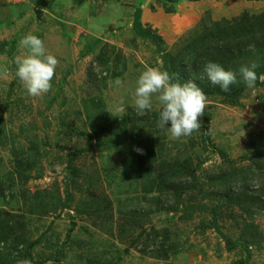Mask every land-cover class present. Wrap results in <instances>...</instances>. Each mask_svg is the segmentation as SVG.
<instances>
[{
	"label": "rangeland",
	"instance_id": "obj_1",
	"mask_svg": "<svg viewBox=\"0 0 264 264\" xmlns=\"http://www.w3.org/2000/svg\"><path fill=\"white\" fill-rule=\"evenodd\" d=\"M136 7L178 74L205 28L261 13L264 0H0V264H264V45L242 56L245 41L232 42L230 71L257 64L255 86L206 95L200 130L174 139L170 123L157 126L155 97L146 115L134 109L140 74L163 71L133 35ZM29 33L59 61L41 97L16 76ZM146 140L182 163L163 190H143L136 149Z\"/></svg>",
	"mask_w": 264,
	"mask_h": 264
},
{
	"label": "clouds",
	"instance_id": "obj_2",
	"mask_svg": "<svg viewBox=\"0 0 264 264\" xmlns=\"http://www.w3.org/2000/svg\"><path fill=\"white\" fill-rule=\"evenodd\" d=\"M18 55L14 58L16 76L30 97H41L50 92L58 59L46 51L44 41L34 34H27L18 42ZM257 64L242 66L240 73L248 88H253L257 82L255 69ZM97 72L99 70L97 69ZM203 72L210 82L219 85L221 90L227 92L230 86L237 81L233 71L225 70L220 64L208 62L203 67ZM264 79V77H261ZM117 86H122L120 79L115 81ZM133 95L134 109L139 116L146 115L153 107V97L160 105L157 126L168 132L174 139L190 136L201 128L199 118L204 115L207 96L205 92L193 81L180 83L173 80L167 71L156 67H146L136 81ZM122 110V109H117ZM142 152L141 149H136ZM249 187L259 190V179L249 181ZM17 264H31L30 260H19Z\"/></svg>",
	"mask_w": 264,
	"mask_h": 264
},
{
	"label": "trees",
	"instance_id": "obj_3",
	"mask_svg": "<svg viewBox=\"0 0 264 264\" xmlns=\"http://www.w3.org/2000/svg\"><path fill=\"white\" fill-rule=\"evenodd\" d=\"M141 13V8L136 7L132 14L133 35L137 38L146 39L150 42V44L154 47V53L162 61L163 71H167L171 76H173L174 82L179 81L180 83H184L193 81L205 92L206 95L227 96L233 99L238 97L241 88L245 86L240 71H238V75H236V83L230 86L229 91L224 92L221 90L219 85H214L210 82L207 75L203 72V67L206 63L211 61L220 64L225 70L230 71L231 66L228 65V62H230L231 57L234 55L232 48V46H234V44H232L234 40H241L242 42L243 40L245 41V45L240 43L241 49L243 50L241 51L242 56L244 53L249 54V51L245 50V48L249 47L257 40L262 41L263 47L264 11L251 16L245 12L232 23L213 22L212 25L202 31V38L195 44V50L192 49L191 52L184 53L183 59L180 58L183 64H178V74L175 73L174 66L171 67L169 63V55L164 48L160 37L143 25L141 21ZM255 46L257 47L256 44ZM246 66L248 65L246 64ZM262 70L264 69L261 68L259 72H262ZM203 74L205 75L204 78L202 76ZM152 141L154 140L152 139ZM155 142L156 144H152L149 140H146L141 144L142 146H137V149H141L142 152H138L136 150L138 159V174L143 180V190L146 192L163 190V187L167 184L166 182L171 180L182 167V163L178 161L169 163L161 158V148L163 143L158 141ZM157 151L159 155H157ZM184 166L187 167L188 163L187 165L184 164ZM152 167H157L154 176L151 175ZM190 172L192 174V171H188V174H190ZM35 194L40 195V192L37 191ZM39 199L41 204H46L43 196L39 197ZM219 199L221 201L218 205H216L217 207L226 203L229 198L227 196H221ZM217 207L213 209L212 221L215 220ZM234 242L235 241H227L226 248H234L236 246ZM240 244L244 247L243 249H245L248 254L247 243L242 242Z\"/></svg>",
	"mask_w": 264,
	"mask_h": 264
},
{
	"label": "crops",
	"instance_id": "obj_4",
	"mask_svg": "<svg viewBox=\"0 0 264 264\" xmlns=\"http://www.w3.org/2000/svg\"><path fill=\"white\" fill-rule=\"evenodd\" d=\"M141 14H142V13H141ZM151 17H152V16H151ZM155 17H157V15L154 16V19H155Z\"/></svg>",
	"mask_w": 264,
	"mask_h": 264
}]
</instances>
